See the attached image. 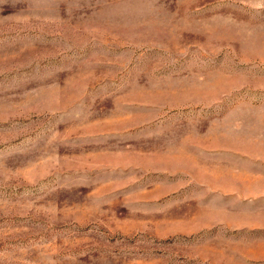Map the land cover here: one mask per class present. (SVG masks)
<instances>
[{
    "label": "rangeland",
    "instance_id": "rangeland-1",
    "mask_svg": "<svg viewBox=\"0 0 264 264\" xmlns=\"http://www.w3.org/2000/svg\"><path fill=\"white\" fill-rule=\"evenodd\" d=\"M0 264H264V0H0Z\"/></svg>",
    "mask_w": 264,
    "mask_h": 264
}]
</instances>
